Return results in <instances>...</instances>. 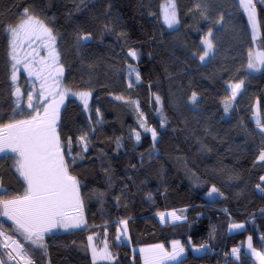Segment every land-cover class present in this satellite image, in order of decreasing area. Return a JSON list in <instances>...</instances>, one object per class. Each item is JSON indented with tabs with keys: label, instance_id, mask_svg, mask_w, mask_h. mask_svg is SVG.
<instances>
[{
	"label": "trees",
	"instance_id": "obj_1",
	"mask_svg": "<svg viewBox=\"0 0 264 264\" xmlns=\"http://www.w3.org/2000/svg\"><path fill=\"white\" fill-rule=\"evenodd\" d=\"M166 1L0 0V125L35 115L27 92L38 91L37 85L22 70L11 79L7 28L26 19L25 8L56 37L63 86L91 95L88 110L69 97L56 126L79 185L81 210L68 219L82 221L80 227L45 234L46 249L39 248L0 204V231L16 239L34 264H94L91 235L106 241L113 257L97 264H142L137 247L174 241L188 251L182 264H257L246 248L250 237L264 253V192L257 188L264 189V161L258 159L264 129L250 120L257 101L264 120V65L260 71L247 67L250 55L257 63L256 51L264 53V2L253 0L262 31L254 43L239 0H175L176 28L162 21ZM87 33L92 40L82 46L77 38ZM206 39L213 49L201 61ZM17 159L13 152L0 154V201L25 194ZM213 187L217 192L208 197ZM165 212L184 220L162 224L158 215ZM238 223L246 229L230 233ZM0 262L15 264L1 246Z\"/></svg>",
	"mask_w": 264,
	"mask_h": 264
},
{
	"label": "snow or ice",
	"instance_id": "obj_2",
	"mask_svg": "<svg viewBox=\"0 0 264 264\" xmlns=\"http://www.w3.org/2000/svg\"><path fill=\"white\" fill-rule=\"evenodd\" d=\"M264 2V0H262ZM242 4H245V10L248 11L249 20L252 23L253 31L256 28V19L254 12V4L252 0H241ZM199 7V6H198ZM171 11L166 12L165 22L169 28H173L179 23L176 12L175 4L170 5ZM23 15L26 19L22 20L19 24L12 26L9 25L7 31L10 33L11 40V59L14 61L12 64V76L13 82L17 80L16 73L19 71L17 65L20 61L17 59L15 54V45L17 40L21 36V30L35 34L40 32L41 35L38 39H47L52 44H55L56 37L52 35V29L44 26L41 22L36 20L29 14V9L23 10ZM211 29L208 35L211 36ZM255 39V36L253 37ZM78 43L86 45L92 40L91 33L79 35ZM205 51L200 56V60L204 61L205 58L210 54L213 49V43L211 39H206L204 42ZM53 60L58 59L53 48L51 53ZM129 56L135 58L137 53L135 50H130ZM256 60L259 61L260 65H264V53H260ZM248 69L254 71H260L257 63L254 62L250 55L249 62L247 65ZM25 70L29 76L35 75L37 80L42 79L39 72L33 73L28 68V65H24ZM134 69L130 68V71ZM43 71V69H41ZM62 73V69L60 70ZM140 79L139 74L136 76V80ZM243 81L232 86V99H235L237 92L240 90ZM57 87L59 84L57 82ZM131 86V85H130ZM34 92L37 94L34 96ZM47 94V95H46ZM54 93L48 87L46 83H41L39 90L35 88L27 92V107L35 112L30 119L27 120H12L7 124L0 125V153H3L6 149L11 150L18 157L16 160V171L19 172L20 176L27 184L25 194L19 199L10 201H0L4 208L3 215L7 216L10 220L14 221L17 228L24 234L26 240L30 241L32 245L39 248L46 249V245L43 243L45 233H50L54 228H78L80 222H70L68 219V213L65 209L72 206L73 203L79 206V185L76 177L71 176L68 171V162L65 160V156L61 150V141L57 133L56 124L59 119V105L64 103V93L60 92L61 99L58 103L50 101L47 97L52 96ZM13 95L17 97L16 107H20V97L22 96L20 88H16ZM89 93H81L80 98L84 101V106L87 107V97ZM36 103H33V100ZM117 99H122L117 97ZM157 102L160 97L156 96ZM191 100L196 101V93L192 94ZM230 105L226 104L224 111L227 113ZM43 108V113L40 109ZM259 125V121L257 122ZM163 126V124L161 125ZM264 129V125H261ZM6 130V134H5ZM149 131V129H145ZM152 139L155 141L157 132L155 129H151ZM85 136L79 137L80 142H84ZM136 140H140V133H136ZM68 147L71 148V138H68ZM69 155L71 152L69 151ZM260 161H264V151L260 152L258 157ZM72 163H75V158L72 159ZM261 181H264L262 176ZM260 191L264 192V189L257 185ZM217 189L213 187L209 196L216 193ZM173 219L179 220L180 217L176 216L175 213L171 214ZM161 220H164V214H161ZM234 229L243 228L242 224H233L231 226ZM90 241L92 237L88 238ZM119 239V237L117 238ZM251 239V238H250ZM174 248L171 253L164 250L163 245H156L155 248L159 249V254L154 258V264H164L165 261H180L184 248L176 247L179 245L178 241L173 242ZM251 246V245H250ZM143 252L144 250L141 249ZM233 249V252H236ZM259 258L264 261V254L256 253ZM111 254L105 251L102 254H97L93 249V262L97 259L108 260L111 259ZM2 264V262H0ZM31 264V262H29ZM147 264V258H146Z\"/></svg>",
	"mask_w": 264,
	"mask_h": 264
},
{
	"label": "rangeland",
	"instance_id": "obj_3",
	"mask_svg": "<svg viewBox=\"0 0 264 264\" xmlns=\"http://www.w3.org/2000/svg\"><path fill=\"white\" fill-rule=\"evenodd\" d=\"M239 2L241 4L242 9L246 12L248 21H249L251 29H252L253 37L255 36L254 43H257L258 39L262 35V31H261V27L259 24L258 15H257L256 9H255V5H254V12H255V19H256V28H255V32H254L252 23L249 20L248 11L245 10V4H242L241 0H239ZM172 3L175 4L176 17L179 21L178 7H177L175 0H168V1L164 2L162 4V7H161V17H162V21L165 25H167V23L165 22V14H166V12L171 11L170 5ZM245 3H246V0H245ZM252 3L254 4L253 0H252ZM178 25H179V23L176 24L173 28H176ZM40 35H41L40 32H36L35 34H33V33L25 32V31L21 30V36L17 40L16 45H15V54H16L17 59L20 61V63L17 65V68L19 69V71L16 73V75L19 74V72L21 70L23 72H25V74L28 77V80H30L31 82H34L37 85L38 90H39L41 83H46V87L50 88L52 90V92L54 93L52 96H49L47 98L54 103L59 102V100L61 99V96L59 95V93L63 92L65 94L63 97L64 103L59 105V112H60L61 109L64 107V105H65V103L69 97L76 98L78 100H82L80 98V94L85 93V92H72L63 86V81H62L63 75H64L63 68L61 67V65L59 63V58L54 61L53 57L51 55L53 48L55 49V53L57 55L56 40H55V44H52L47 39H38L37 37ZM259 54H260V52L256 51L255 57H257ZM25 64L28 65V68H30L33 71V73L39 72L42 79L37 80L35 75L29 76L28 72L24 68ZM257 65H258V67H260V69L263 68V65H260L258 60H257ZM41 69H43V71H41ZM61 69H62V73L60 72ZM18 77L19 76L17 75V79H18ZM57 82L59 84V87L56 86ZM86 93H88V92H86ZM90 100H91V95L89 93V95L87 97V101H88L87 107H85L86 110L89 109ZM40 111H41V113H43V108H41ZM57 123H58V120H57ZM56 126H57V124H56ZM5 134H6V130H5ZM7 152H11V150L6 149L3 153H0V154H4ZM22 179H23V177H22ZM212 196L213 195H211V196L208 195V197H212ZM79 201H80V199H79ZM80 210H81V202L79 203L78 207L75 205V203H73L72 206H69L65 209V211L68 213V217H70V216L72 217L74 214H77V212ZM172 213H175V215L180 217V219L179 220L173 219V217L171 215ZM161 214H164V220L163 221L161 220ZM161 214L158 215V219L162 224H164L167 221L181 222L184 220V218L182 216H180L177 212H165V213H161ZM69 221L72 222V220H69ZM238 224H242V225H244V227L239 228V229H234L231 227L232 226L231 225L229 232L234 233V232H238V231L246 229L245 224H243V223H238ZM58 229L68 230V229H63V228H59V227H58ZM56 230H57V228H54V229H52L51 232H54ZM45 234H48V233H45ZM91 237H92V239L90 241V244L92 247V255H93V249H95L97 254H102L105 251V249L107 250V252L110 253V251L107 247L106 241H99L97 235H91ZM250 238L246 242V248H247L248 253H250L253 256V258L257 264H264V261H262L259 258V256L256 254V253L264 254L263 251L256 249L253 245L252 238L251 239ZM178 242H179V245H177L176 247L182 246L184 248V253L182 254V256L180 258V261H181L183 258L186 257L188 251H187L186 247L180 241H178ZM156 245H163L164 250L168 253H171L173 251V248H174L173 242H171L170 245H166V244H156ZM156 245L143 246V247H137L136 248V250H138L141 253L142 264H146V258H147V264H154V258L156 256H158V254H159V249L154 247ZM0 246L5 250V252L7 253V255H9V257L11 259L12 258L14 259V255H17V256L20 255V253L23 252V250H24V247L16 239H12L11 237L4 234L2 231H0ZM141 249H143L144 251L142 252ZM195 251L197 252V250H195ZM111 257H112V255H111ZM112 260H113V257L111 259H108V260L97 259L95 261V263L96 264L100 263V262L110 263V262H112ZM175 263H178V261H165L164 262V264H175Z\"/></svg>",
	"mask_w": 264,
	"mask_h": 264
},
{
	"label": "water",
	"instance_id": "obj_4",
	"mask_svg": "<svg viewBox=\"0 0 264 264\" xmlns=\"http://www.w3.org/2000/svg\"><path fill=\"white\" fill-rule=\"evenodd\" d=\"M250 120L251 123L255 126H261L264 123L263 117H262V113H261V105H260V101H257L253 108H252V114L250 116ZM260 122L259 125L257 122Z\"/></svg>",
	"mask_w": 264,
	"mask_h": 264
},
{
	"label": "built area",
	"instance_id": "obj_5",
	"mask_svg": "<svg viewBox=\"0 0 264 264\" xmlns=\"http://www.w3.org/2000/svg\"><path fill=\"white\" fill-rule=\"evenodd\" d=\"M23 252L26 253L25 250H23ZM26 255H27L26 258L25 256L14 255V261L16 262V264H29V262H31V264L35 263L34 259L31 256H29L27 253Z\"/></svg>",
	"mask_w": 264,
	"mask_h": 264
},
{
	"label": "bare ground",
	"instance_id": "obj_6",
	"mask_svg": "<svg viewBox=\"0 0 264 264\" xmlns=\"http://www.w3.org/2000/svg\"><path fill=\"white\" fill-rule=\"evenodd\" d=\"M26 253H28L27 251H26ZM26 253L25 252H21L20 253V256H25V258L27 257V255H26ZM29 256H30V254H28ZM35 261V260H34Z\"/></svg>",
	"mask_w": 264,
	"mask_h": 264
},
{
	"label": "crops",
	"instance_id": "obj_7",
	"mask_svg": "<svg viewBox=\"0 0 264 264\" xmlns=\"http://www.w3.org/2000/svg\"><path fill=\"white\" fill-rule=\"evenodd\" d=\"M57 229H58V227H57ZM90 247H91V244H90ZM91 251H92V247H91Z\"/></svg>",
	"mask_w": 264,
	"mask_h": 264
}]
</instances>
